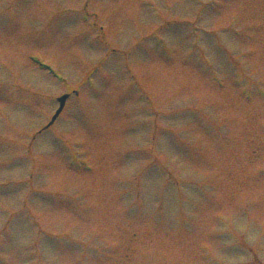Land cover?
<instances>
[{
	"label": "rangeland",
	"instance_id": "1",
	"mask_svg": "<svg viewBox=\"0 0 264 264\" xmlns=\"http://www.w3.org/2000/svg\"><path fill=\"white\" fill-rule=\"evenodd\" d=\"M263 94L264 0H0V264H264Z\"/></svg>",
	"mask_w": 264,
	"mask_h": 264
},
{
	"label": "water",
	"instance_id": "2",
	"mask_svg": "<svg viewBox=\"0 0 264 264\" xmlns=\"http://www.w3.org/2000/svg\"><path fill=\"white\" fill-rule=\"evenodd\" d=\"M68 95H64L63 97H61L59 100L61 102V106H60V109L58 110L56 116L54 117V119L58 116V114L61 112V110L63 109L64 107V104H65V100L67 99ZM53 119V120H54Z\"/></svg>",
	"mask_w": 264,
	"mask_h": 264
}]
</instances>
